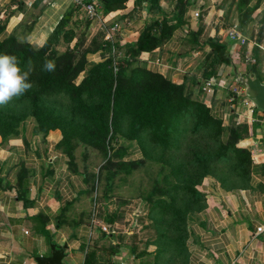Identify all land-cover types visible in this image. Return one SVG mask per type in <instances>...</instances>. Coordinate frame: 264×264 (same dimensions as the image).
<instances>
[{
    "label": "rangeland",
    "instance_id": "1",
    "mask_svg": "<svg viewBox=\"0 0 264 264\" xmlns=\"http://www.w3.org/2000/svg\"><path fill=\"white\" fill-rule=\"evenodd\" d=\"M69 2L70 18L60 26L57 41L53 42L57 50L98 52L94 57L88 55L89 66L104 58L117 60L124 54L125 47L120 52L109 49L111 41L108 40H116L113 46H122V41H127L122 32L125 28L133 29L141 21V8L132 9L131 3H127L122 8L125 9L122 13H126L124 17L117 19L116 14L114 16L112 13H102L100 21H96L88 19L81 9L74 8L71 0ZM202 2V6L196 10L198 17H192L191 9L184 15V28L188 31L186 39L200 31L196 43L203 47V54L200 55L202 60L208 51L204 43L208 39H215L227 47L231 61L235 65H242L241 69L248 71L252 67H260L264 63V54L258 47L264 49V25L259 23V18L264 0H251L248 9H252L258 2L259 5L253 8L247 23L242 27L239 25L241 13L234 11L236 1ZM160 6L167 9L168 0H161ZM116 11L121 13V10ZM66 13L65 10L62 16ZM114 24L117 27L111 30ZM232 24H237L247 39L248 46L245 45L242 55L240 48L225 36ZM68 29L71 33L62 38L63 32ZM126 39L131 40L129 37ZM246 54L253 62L245 61ZM147 59L142 55L139 64L145 66ZM224 71L220 78L227 79L229 86H233L231 68L226 67ZM191 86L193 88L195 85ZM198 87L196 96L206 94L203 86ZM229 89L225 91L230 93ZM194 94L190 91L192 99L196 97ZM239 95L234 98L241 100L242 107L232 109L225 105L223 113L227 116L220 119L223 121L221 133H216L213 129L192 134L191 121L181 122L174 127L169 147L166 149L160 145H152L146 133L133 139L128 121L118 120L116 141L108 145L105 156L99 149L84 142L81 134L76 132V125L83 122L76 115L77 111H73L71 99L66 95L41 99L40 102L44 104L39 109L42 120L56 127L55 130L60 134V151L68 159L69 167L83 176L85 190L75 204L76 211H79L77 222H89L91 218V225L101 234L105 233L100 227L109 226L110 233L107 235L115 237L112 248L115 251L132 253L139 259L140 264H179V258H174L173 254L186 251L185 240L189 235L187 224L202 206L201 200L196 201L193 191L202 196L200 190L208 181L216 183L220 188L244 183V167L238 164V157L228 152L225 155L219 153L220 147L231 140L228 129L236 128L241 133V127H247L244 114L248 105L243 93L239 92ZM220 96L218 95V103L223 105L225 96ZM226 97L233 99L228 94ZM204 104L213 112V105ZM30 109L28 101L18 97L0 106V118L5 121L22 117L17 123L18 126L16 125V133L11 136L17 135L19 128L28 121H33L28 116ZM74 114L76 119L72 121ZM63 135L64 142L61 143ZM235 147L240 148L237 143ZM63 262L68 263L65 258Z\"/></svg>",
    "mask_w": 264,
    "mask_h": 264
},
{
    "label": "crops",
    "instance_id": "2",
    "mask_svg": "<svg viewBox=\"0 0 264 264\" xmlns=\"http://www.w3.org/2000/svg\"><path fill=\"white\" fill-rule=\"evenodd\" d=\"M69 4V0H0L3 36L13 34L39 47L69 10ZM202 4V0H195L189 9L194 13ZM140 8L141 21L122 32L127 41L113 46L116 40L109 39V49L120 52L125 42L135 40L148 20L147 4L142 3ZM124 10L105 14L112 13L118 19L125 16ZM188 40L182 30L173 31L161 46L143 54L148 58L144 67L172 83L190 85L196 96V88L203 86L199 77L203 47L190 51L193 45ZM97 53L87 54V63L88 55L94 57ZM235 67L240 72H251L241 69L242 65ZM224 70L220 65L216 78L222 77ZM255 70L260 78L264 77V63ZM206 94L195 99L213 105L211 113L219 119L227 116L223 113L226 106H243L240 99L227 98V94L235 96L220 87ZM218 95L225 96L223 105L218 103ZM244 118L247 136L238 140L237 146L247 150L253 160L247 182L243 187L226 190L210 181L203 185V206L187 224L186 251L173 254L179 264H264V118L259 120L257 112L248 115L246 111ZM59 140L57 130L41 134L31 121L21 126L17 135L0 139V264H35L33 257L47 256L50 243L66 246L68 263L64 264H140L132 253L115 251V237L99 233L91 225V218L89 222H77L75 204L85 190L83 176L69 167L68 159L57 148ZM259 227L261 231L257 232Z\"/></svg>",
    "mask_w": 264,
    "mask_h": 264
},
{
    "label": "trees",
    "instance_id": "3",
    "mask_svg": "<svg viewBox=\"0 0 264 264\" xmlns=\"http://www.w3.org/2000/svg\"><path fill=\"white\" fill-rule=\"evenodd\" d=\"M99 1L102 13L123 8L127 2H131L132 9H139L142 3H146L149 14L148 20L135 40L125 44L122 56L117 60L104 58L90 66L86 55L94 52L93 50L59 51L53 45L59 36L58 29L70 18L69 10L58 20L49 36L39 47L21 41L13 34L3 36L4 23L0 19V54L16 56L18 66L22 71L26 70L29 60L33 64L34 70L29 77V82L33 84V87L18 98L28 101L31 107L28 116L33 119L34 130L46 134L56 129L55 126L42 120L39 109L43 108L44 104L40 102L41 99L66 95L73 101V111H77L76 115L78 114L83 122L76 125V132L81 134L84 142L99 149L104 156L107 154L108 145L116 141L115 131L118 120L128 121L133 139H138L141 134L146 133L152 145H160L163 149L169 147L170 135L174 132V127L188 120L192 123V134L213 129L216 133H221L223 121L214 117L204 103L192 99L189 95L191 91L189 87L186 88L184 83H172L160 74L151 72L139 64V58L143 54L161 46L169 39L173 31L179 29L185 34L188 33L184 28V15L192 5L191 0H168L167 9L162 8L158 0ZM230 1H236L234 11L237 14L241 13L239 21L241 27L247 23L253 8L259 5L258 2L252 9H248L251 0ZM74 8L76 9L75 6ZM259 23L264 25V4ZM240 30L244 33L242 29ZM199 32V30L196 31L188 40L189 44L193 45L190 51L201 49V45L196 43ZM68 33H71V30L64 31L62 38H65ZM204 45L208 51L200 66L199 77L202 83L218 77L217 69L220 65L225 68L235 65L224 44L218 43L215 39H208ZM244 47L245 45L240 48V55ZM45 60H55L56 70L54 72L42 71ZM250 71L258 77L254 67ZM259 80L264 82V77ZM195 84L194 81L191 85ZM253 112H257L260 119L264 118V113L258 110H253ZM76 115H72V121L76 119ZM21 119L22 117H17L14 121H5L0 118L1 140L16 133V125ZM228 133L231 140L220 147L219 153L225 155L228 152L238 157V164L244 167L242 178L244 183L240 186L234 184L230 187H221L225 190L243 187L247 182L252 163L247 150L235 147L238 140L247 136L246 125L241 127V133H238L236 128L228 129ZM62 142H64V135ZM57 148H59V142ZM71 169L75 172L73 168ZM193 193L196 201L201 200L203 206V197L199 193L194 191ZM41 233L48 238L45 231Z\"/></svg>",
    "mask_w": 264,
    "mask_h": 264
},
{
    "label": "clouds",
    "instance_id": "4",
    "mask_svg": "<svg viewBox=\"0 0 264 264\" xmlns=\"http://www.w3.org/2000/svg\"><path fill=\"white\" fill-rule=\"evenodd\" d=\"M33 70L31 60L27 62L26 70L22 71L16 56L0 54V106L8 104L13 98L23 95L33 87L29 82ZM55 70V60L43 62L42 71L52 73Z\"/></svg>",
    "mask_w": 264,
    "mask_h": 264
},
{
    "label": "built area",
    "instance_id": "5",
    "mask_svg": "<svg viewBox=\"0 0 264 264\" xmlns=\"http://www.w3.org/2000/svg\"><path fill=\"white\" fill-rule=\"evenodd\" d=\"M195 0H191L192 3H194ZM71 2L74 4V6L76 8L81 9L84 14L86 15V17L90 20H98L100 21L101 19V14H102V10H101V3L99 0H71ZM192 17L195 19L196 17H198V12L195 11L194 13H192ZM117 25H113L112 28H116ZM226 38L228 40H230L231 42H234L239 48H241L244 45H247V39L244 37L243 33L241 32L240 29H238L237 24H232L230 26V28L227 30L226 32ZM248 46V45H247ZM264 54V49L261 47H258ZM249 52V49L248 51ZM250 54V53H249ZM245 61H250L253 62V59H250L249 55L246 54L244 56ZM227 79H222V78H211L208 79L207 81L203 82V90H205L206 92L211 90L214 86L215 87H220L223 89L230 90V93L234 96H240L239 92H242L241 89L239 87H237L235 84H233V86H229V84L227 83ZM228 88V89H227ZM246 100V99H245ZM246 103L248 105V110H247V114L251 115L253 112L252 109V105L246 100ZM100 230L105 233L108 234L110 233L108 226H101ZM257 232L261 231V228H257L256 229Z\"/></svg>",
    "mask_w": 264,
    "mask_h": 264
},
{
    "label": "water",
    "instance_id": "6",
    "mask_svg": "<svg viewBox=\"0 0 264 264\" xmlns=\"http://www.w3.org/2000/svg\"><path fill=\"white\" fill-rule=\"evenodd\" d=\"M231 79L242 90L243 98L252 105V109L264 113V82L253 72L237 71L235 65L231 66ZM65 249V245L57 246L50 243L47 256L33 257V261L35 264H64Z\"/></svg>",
    "mask_w": 264,
    "mask_h": 264
}]
</instances>
